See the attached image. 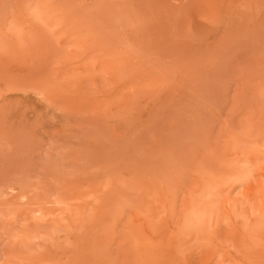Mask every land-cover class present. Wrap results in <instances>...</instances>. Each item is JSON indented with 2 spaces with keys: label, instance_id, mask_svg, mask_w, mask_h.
Returning <instances> with one entry per match:
<instances>
[{
  "label": "rangeland",
  "instance_id": "374dc122",
  "mask_svg": "<svg viewBox=\"0 0 264 264\" xmlns=\"http://www.w3.org/2000/svg\"><path fill=\"white\" fill-rule=\"evenodd\" d=\"M0 264H264V0H0Z\"/></svg>",
  "mask_w": 264,
  "mask_h": 264
}]
</instances>
